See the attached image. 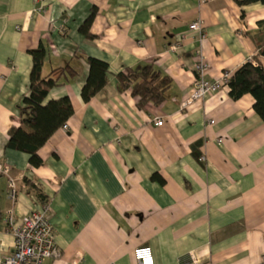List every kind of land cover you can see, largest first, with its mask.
<instances>
[{
	"label": "crops",
	"instance_id": "obj_1",
	"mask_svg": "<svg viewBox=\"0 0 264 264\" xmlns=\"http://www.w3.org/2000/svg\"><path fill=\"white\" fill-rule=\"evenodd\" d=\"M93 13L85 37L79 29ZM194 22L203 38L189 32ZM263 36L264 5L235 0H0V162L18 188L11 203L0 176V257L14 244L4 212L48 203L61 257L47 264H138L140 248H150L154 264H264V123L254 99L234 101L224 87L181 106L199 59L209 81L247 62L264 69ZM39 48L42 77L59 84L44 104L68 98L73 114L32 168L27 154L5 146L29 92V52ZM88 59L106 63L108 76L85 103ZM147 64L171 84L160 106L140 108L116 76Z\"/></svg>",
	"mask_w": 264,
	"mask_h": 264
},
{
	"label": "trees",
	"instance_id": "obj_2",
	"mask_svg": "<svg viewBox=\"0 0 264 264\" xmlns=\"http://www.w3.org/2000/svg\"><path fill=\"white\" fill-rule=\"evenodd\" d=\"M239 7L252 4L264 5V0H235ZM94 13L86 20L79 32L85 37H91L89 26ZM258 56L264 58V36L256 43ZM32 57V68L29 74V92L21 99L18 106L20 126L12 127L8 131L6 149L25 153L29 156V165L39 168L43 162L38 157V150L48 139L60 129L72 116L73 110L68 98L57 101H44L50 90L59 86L58 79L53 75L42 77V67L45 62V50L39 48L29 52ZM89 72L80 96L87 103L98 94L107 84L108 65L96 59H88ZM68 76L73 77L75 72L67 67L64 69ZM63 70V71H64ZM120 90H130L131 95L138 100V107L146 104L160 106L164 102V92L170 86L171 80L154 65L147 64L135 69H126L116 76ZM227 87L229 97L236 101L244 95L254 99L253 109L264 123V69L260 65L250 62L241 66L230 78ZM152 180L162 182L158 175ZM30 190L33 186L25 181ZM39 197L40 193L34 190Z\"/></svg>",
	"mask_w": 264,
	"mask_h": 264
},
{
	"label": "built area",
	"instance_id": "obj_3",
	"mask_svg": "<svg viewBox=\"0 0 264 264\" xmlns=\"http://www.w3.org/2000/svg\"><path fill=\"white\" fill-rule=\"evenodd\" d=\"M206 2L207 0H200L201 4ZM188 30L196 32L201 38L204 36V30L199 22L190 24ZM177 47L178 45H172L170 48L174 51ZM199 60L195 66L196 79L191 93L183 99L182 107H187L194 101L201 100L205 96L227 87L231 78L228 73H224L217 80H206L204 76L207 65L203 59ZM208 123L213 125L214 121ZM154 125L160 127L163 122L158 120ZM62 129H67V126L64 124ZM199 160L204 162L205 157H200ZM0 176L7 179L8 200L15 203L18 194L17 179L11 175L10 166L0 162ZM49 215L48 203H45L40 211H32L21 216H15L14 209L8 208L3 214L2 221L6 230L13 236L14 244L10 255L0 257V264H47L50 261H57L61 257V250L56 245L55 231L49 221ZM134 258L138 264H154L150 248L136 249Z\"/></svg>",
	"mask_w": 264,
	"mask_h": 264
}]
</instances>
